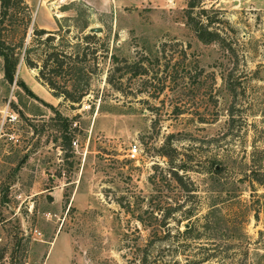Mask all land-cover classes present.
I'll use <instances>...</instances> for the list:
<instances>
[{"label":"rangeland","instance_id":"rangeland-1","mask_svg":"<svg viewBox=\"0 0 264 264\" xmlns=\"http://www.w3.org/2000/svg\"><path fill=\"white\" fill-rule=\"evenodd\" d=\"M26 1L131 68L71 106L0 56V264H264V0Z\"/></svg>","mask_w":264,"mask_h":264},{"label":"trees","instance_id":"trees-1","mask_svg":"<svg viewBox=\"0 0 264 264\" xmlns=\"http://www.w3.org/2000/svg\"><path fill=\"white\" fill-rule=\"evenodd\" d=\"M194 3V0H188L187 7H192ZM30 20L31 9L26 0H0V56L3 59V76L8 82L18 83L29 94L37 97L23 79L15 76L21 58L26 66L38 69L37 78L53 95H61L63 100L73 106L80 103L89 92L92 75L103 69L98 60L101 56L103 61L108 62L106 81L115 87L122 84V77L131 68L130 63L124 57L121 58L123 64L118 63L119 57L110 48L106 37L87 31L74 34L77 37L74 42L69 38L73 37L68 33L69 27L63 30L59 25L56 29L33 26L29 37L25 39ZM213 21L211 17L207 21H195L194 29L201 41L210 42L220 38L218 30L211 26ZM146 71L147 68L141 63L134 69L137 73ZM44 102L53 106L52 103ZM64 137L69 138L68 135Z\"/></svg>","mask_w":264,"mask_h":264},{"label":"built area","instance_id":"built-area-1","mask_svg":"<svg viewBox=\"0 0 264 264\" xmlns=\"http://www.w3.org/2000/svg\"><path fill=\"white\" fill-rule=\"evenodd\" d=\"M68 1L70 0H50V3H52V6H54V8H57L58 6L67 3ZM138 150L139 147L136 142L130 143L129 147L127 148L128 157L132 159H136L138 155Z\"/></svg>","mask_w":264,"mask_h":264},{"label":"water","instance_id":"water-1","mask_svg":"<svg viewBox=\"0 0 264 264\" xmlns=\"http://www.w3.org/2000/svg\"><path fill=\"white\" fill-rule=\"evenodd\" d=\"M97 30H100V28L99 27H92L91 28V31H97ZM185 225H188V223H186Z\"/></svg>","mask_w":264,"mask_h":264},{"label":"crops","instance_id":"crops-1","mask_svg":"<svg viewBox=\"0 0 264 264\" xmlns=\"http://www.w3.org/2000/svg\"><path fill=\"white\" fill-rule=\"evenodd\" d=\"M40 26H44V27H46L47 25H46L45 23H42V25H40Z\"/></svg>","mask_w":264,"mask_h":264}]
</instances>
